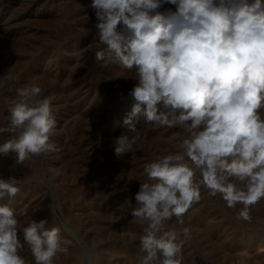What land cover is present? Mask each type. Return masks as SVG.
I'll list each match as a JSON object with an SVG mask.
<instances>
[{
    "label": "clouds",
    "instance_id": "clouds-1",
    "mask_svg": "<svg viewBox=\"0 0 264 264\" xmlns=\"http://www.w3.org/2000/svg\"><path fill=\"white\" fill-rule=\"evenodd\" d=\"M89 6L103 46L95 60L110 58L136 81L125 131L114 140L116 156L138 143L141 115L145 126L186 134L179 151L144 165L131 213L146 223L139 264H184L179 237L190 238L189 229L165 231V224L175 218L182 225L202 188L229 208L242 205L237 218L247 222L264 199V0H91ZM14 79L7 73L0 86ZM42 93L35 83L18 88L9 122L0 126V134L12 136L0 143V154L14 153L17 165L56 150L49 142L57 126L53 97ZM19 183L0 178V198H15ZM48 225L22 221L9 203L0 205V264H55L67 255L70 241ZM26 247L31 260L22 255Z\"/></svg>",
    "mask_w": 264,
    "mask_h": 264
},
{
    "label": "rangeland",
    "instance_id": "rangeland-1",
    "mask_svg": "<svg viewBox=\"0 0 264 264\" xmlns=\"http://www.w3.org/2000/svg\"><path fill=\"white\" fill-rule=\"evenodd\" d=\"M90 4L91 0H0V79L7 73L15 77L0 86V126L9 122L16 90L32 83L43 89V96L53 97L57 121L49 141L55 151L21 165L15 163L14 153L0 154V178L20 180L17 196L5 195L0 205L12 203L22 221L47 219L49 227L61 229L62 238L72 243L55 264H75L66 261L69 255L78 259L76 264H88L85 253L92 257L91 264H138L144 254L138 243L146 223L131 213L135 194L146 180L143 167L158 156L179 151L186 134L180 128L145 126L141 115L138 143L116 156L114 140L125 131L123 120L135 103L129 92L136 81L110 58L95 60V52L103 46L95 36V10ZM10 138V133L0 134V143ZM241 207L229 208L221 195L210 196L202 188L201 200L189 208L182 225L175 218L166 222L165 231L189 229L190 238L179 237L184 241V264H213L212 256L214 264H264V199L251 208V222L237 218ZM22 255L32 259L27 247Z\"/></svg>",
    "mask_w": 264,
    "mask_h": 264
},
{
    "label": "bare ground",
    "instance_id": "bare-ground-1",
    "mask_svg": "<svg viewBox=\"0 0 264 264\" xmlns=\"http://www.w3.org/2000/svg\"><path fill=\"white\" fill-rule=\"evenodd\" d=\"M67 21H68V20H67ZM6 23H7V22H6ZM66 24H67V23H66ZM78 24H79V23H78ZM119 68H120V67H119ZM121 68H122V67H121ZM1 108H2V107H1ZM0 112H1V111H0ZM137 155H138V154H137ZM135 156H136V155H135ZM135 159H136V158H135ZM7 162H8V161H7ZM33 164H34V163H33ZM136 165H137V164H136ZM25 166H26V165H25ZM30 168H31V167H30ZM29 173H30V172H29ZM62 183H63V182H62ZM61 186H62V185H61ZM63 186H64V185H63ZM111 188H112V187H111ZM63 191H64V188H63ZM32 200H33V199H32ZM68 200H69V199H68ZM72 200H73V199H72ZM13 201H14V200H13ZM38 201H39V200H38ZM29 202H30V201H29ZM29 202H26V204L29 203ZM66 202H67V201H66ZM89 202H90V201H89ZM7 203H8V202H7ZM93 203H94V202H93ZM10 204H12V203H10ZM24 204H25V203H24ZM26 204H25V205H26ZM36 204H37V203H36ZM39 205H40V204H39ZM95 205H96V204H95ZM97 205H98V203H97ZM12 206H13V205H12ZM26 207H27V205H26ZM36 207H37V209H38V206H36ZM108 207H109V206H108ZM21 208H22V207H21ZM89 208H90V207H89ZM256 208H257V207H256ZM22 209H23V208H22ZM35 209H36V208H35ZM35 209H34V210H35ZM113 209H114V208H113ZM43 210H44V209H43ZM83 210H84V209H83ZM20 211H21V210H20ZM20 211H19V212H20ZM35 211H36V210H35ZM114 211H115V210H114ZM196 211H198V210H196ZM16 212H17V211H16ZM38 212H39V210H38ZM43 212H44V211H43ZM85 212H86V211H85ZM79 213H80V212H79ZM91 213H92V212H91ZM91 213H90V214H91ZM32 214H33V213H32ZM77 214H78V213H77ZM263 214H264V213H263ZM17 215H18V214H17ZM35 215H36V212H35ZM48 215H49V214H48ZM82 215H83V214H82ZM91 215H92V214H91ZM212 215H213V214H212ZM218 215H219V213H218ZM29 216H30V215H29ZM87 216H88V215H87ZM214 216H215V215H214ZM214 216H213V217H214ZM18 217H20V215H18ZM91 217H92V216H91ZM216 217H217V216H216ZM43 218H45V217H43ZM48 218H49V217H48ZM82 218H83V216H82ZM88 218H89V217H88ZM93 218H94V217H93ZM214 218H215V217H214ZM23 219H25V218H23ZM41 219H42V218H41ZM50 219H51V218H50ZM212 219H213V218H212ZM216 219H217V218H216ZM51 220H52V219H51ZM77 220H78V219H77ZM91 220L93 221V219H91ZM94 220H95V219H94ZM48 221H49V220H48ZM81 221H82V219H81ZM88 221H89V220H88ZM88 221H87V222H88ZM171 221H172V220H171ZM175 221H176V220H175ZM218 221H219V220H218ZM70 222H71V221H70ZM82 222H83V221H82ZM169 222H170V221H169ZM220 222H221V220H220ZM64 223H65V222H64ZM213 223H214V222H213ZM215 223H216V222H215ZM85 224H86V223H85ZM90 224H91V223H90ZM65 225H66V224H65ZM96 225H98V224H96ZM210 225H212V223H210ZM214 226H215V224L213 225V227H214ZM222 226H223V225H222ZM225 226H226V225H225ZM87 227H88V226H87ZM210 228H211V226H210ZM218 228H219V227H218ZM224 228H225V227H224ZM224 228H223V230H224ZM65 229H66V228H65ZM208 229H209V228H208ZM208 229H207V230H208ZM227 229H228V228H227ZM230 229H231V228H230ZM230 229H229V230H230ZM67 230H69V232H70L72 238H74V239L77 240V241H80V238H79V236L76 234L75 231H73V230H71V229H69V228H67ZM67 230H66V231H67ZM205 230H206V229H205ZM223 230H220V231H223ZM229 230H228V231H229ZM245 232H246V231H245ZM129 233H130V232H129ZM193 233H194V232H193ZM220 233H222V232H220ZM220 233H219V234H220ZM257 233H258V232H257ZM226 234H228V233H225L224 235H226ZM229 234H230V233H229ZM232 234H233V232H232ZM64 236H65V235H64ZM64 236H62V237H64ZM89 236H91V235H89ZM207 236H208V235H207ZM219 236H220V235H219ZM219 236H218V237H219ZM227 237H228V236H227ZM69 238H70V237H69ZM224 238H226V237H224ZM183 239H184V238H183ZM65 240H66V239H65ZM67 241H69V240H67ZM221 241H222V239H221ZM221 241H220L219 243H222V244L225 243V242H221ZM139 242H140V241H139ZM258 242H259V241H258ZM258 242H257V243H258ZM71 243H72V242H70L69 244H71ZM187 243H188V242H187ZM219 243H218V244H219ZM69 244H68V245H69ZM136 244H137V243H136ZM138 244H139V243H138ZM205 244H207V243H205ZM213 244H214V243H213ZM74 245H75V244H74ZM131 245H132V244H131ZM201 245H202V244H201ZM211 245H212V244H211ZM72 246H73V245H72ZM72 246H69V247H72ZM82 246H83V245H82ZM184 246H185V245H184ZM215 246H216V245H214V247H215ZM258 246H259V245H258ZM125 247H126V246H125ZM134 247H135V246H134ZM137 247H138V245H137ZM198 247H199V246H198ZM210 247H211V246H210ZM210 247H209V248H210ZM220 247L222 248V245H221ZM245 247H246V246H245ZM259 247H260V246H259ZM138 248H139V247H138ZM242 248H243V247H242ZM73 249H74V248H73ZM109 249H110V248H109ZM121 249H122V248H121ZM123 249H124V248H123ZM203 249H204V248H203ZM238 249H239V248H238ZM244 249H245V248H244ZM246 249H248V248H246ZM104 250H105V249H104ZM124 250H126V249H124ZM131 250H132V249H131ZM134 250H135V249H134ZM189 250H190V249H189ZM209 250H210V249H209ZM209 250L206 251V252H210ZM223 250H224V249H223ZM249 250H250V249H249ZM202 251H203V250H202ZM220 251H221V250H220ZM220 251H219V252H220ZM225 251H226V250H225ZM235 251H238V250H235ZM122 252H123V251H122ZM133 252H135V251H133ZM133 252H131V253H133ZM223 252H224V251H223ZM227 252H229V251H227ZM247 252H249V251H247ZM259 252H260V251H259ZM87 253H88V252H87ZM123 253H126V252H123ZM136 253H137V252H136ZM190 253H191V251H190ZM224 253H226V252H224ZM231 253H232V252H231ZM234 253H235V252H234ZM257 253H258V252H257ZM195 254H196V253H195ZM209 254H210V253H209ZM213 254H214V253H213ZM237 254H238V253H237ZM237 254H236V255H237ZM247 254H248V253H247ZM88 255H89V254H86V253H85V257H86L87 260H88V264H91L92 257H91V256H88ZM136 255H137V254H136ZM143 255H144V254H143ZM187 255H188V253H187ZM220 255H221V254H220ZM226 255H227V254H226ZM226 255H225V257H226ZM239 255H240V254H239ZM241 255H242V253H241ZM241 255H240V256H241ZM245 255H246V254H245ZM245 255H244V256H245ZM249 255H250V252H249ZM249 255H248V256H249ZM252 255H253V254H252ZM58 256H59V255H58ZM101 256H102V254H101ZM113 256H114V254H113ZM184 256H185V255H184ZM193 256H195V255H193ZM223 256H224V255H223ZM237 256H238V255H237ZM244 256H242V257H244ZM61 257H62V256H61ZM105 257H106V256H105ZM115 257H116V256H115ZM117 257H118V256H117ZM142 257H143V256H142ZM205 257H206V256H205ZM212 257L214 258V259L212 258V259H213L212 262H213V264H214V261H215L216 257H215V256H212ZM75 258H76V257H75ZM129 258H130V257H129ZM131 258H132V257H131ZM206 258H207V257H206ZM219 258H220V257H219ZM219 258H218V261H219ZM229 258H230V256H229ZM247 258H248V257H247ZM104 259H105V258H104ZM107 259H108V258H107ZM185 259H187V258H185ZM190 259H191V257H190ZM192 259H193V258H192ZM203 259H204V258H203ZM209 259H210V258H209ZM212 259H211V260H212ZM230 259H231V258H230ZM230 259H229V260H230ZM232 259H233V258H232ZM236 259H237V258H236ZM243 259H245V258H243ZM248 259H249V258H248ZM255 259H256V258H255ZM55 260H56V259H55ZM76 260H78V259H74L73 256H70V255H69V256L67 257V259H66L67 262H72V263H75V264H76ZM111 260H112V259H111ZM118 260H119V259H118ZM221 260H222V258H221ZM223 260H224V259H223ZM245 260H246V259H245ZM253 260H254V258H253ZM257 260H259V259H257ZM63 261H64V260H63ZM104 261H105V260H104ZM106 261H107V260H106ZM186 261H187V260H186ZM191 261H192V260H191ZM197 261H198V257H197ZM201 261H202V260H201ZM227 261H228V260H227ZM230 261H231V260H230ZM232 261H233V260H232ZM251 261H252V258H251ZM255 261H256V260H255ZM255 261H252V262L255 263ZM77 262H78V261H77ZM130 262H131V261H130ZM137 262H138V261H137ZM199 262H200V261H199ZM216 262H217V260H216ZM222 262H223V261H222ZM259 262H261V259H260ZM259 262H258V263H259ZM78 263H79V262H78ZM98 263H99V261H98ZM101 263H102V262H101ZM109 263H110V262H109ZM194 263H195V261H194ZM256 263H257V262H256ZM119 264H120V263H119ZM130 264H132V263H130ZM138 264H139V263H138ZM188 264H189V263H188ZM226 264H227V263H226ZM228 264H229V263H228ZM230 264H232V263H230ZM238 264H239V263H238Z\"/></svg>",
    "mask_w": 264,
    "mask_h": 264
}]
</instances>
